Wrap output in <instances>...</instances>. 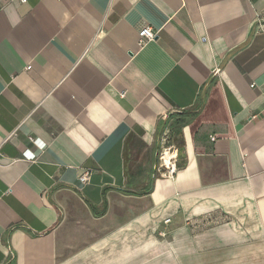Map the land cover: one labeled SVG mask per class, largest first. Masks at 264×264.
<instances>
[{"label": "crops", "instance_id": "obj_1", "mask_svg": "<svg viewBox=\"0 0 264 264\" xmlns=\"http://www.w3.org/2000/svg\"><path fill=\"white\" fill-rule=\"evenodd\" d=\"M139 258L264 264V0H0V264Z\"/></svg>", "mask_w": 264, "mask_h": 264}, {"label": "built area", "instance_id": "obj_2", "mask_svg": "<svg viewBox=\"0 0 264 264\" xmlns=\"http://www.w3.org/2000/svg\"><path fill=\"white\" fill-rule=\"evenodd\" d=\"M21 3H24L25 0H19ZM155 35L152 33L151 29L149 27H144L142 28L139 33H138V43L139 45H144L147 42H150L154 39ZM253 87V85H251ZM30 141H32L31 138H29ZM168 153V164H166L164 160V154ZM175 156L174 158L172 157V151L168 149H164L160 156H159V161L160 164L165 168V175L169 178H172L175 172ZM89 177V172H85L83 175H81L79 181L81 183H86L88 181ZM165 224L169 222V220L164 221Z\"/></svg>", "mask_w": 264, "mask_h": 264}, {"label": "rangeland", "instance_id": "obj_3", "mask_svg": "<svg viewBox=\"0 0 264 264\" xmlns=\"http://www.w3.org/2000/svg\"><path fill=\"white\" fill-rule=\"evenodd\" d=\"M160 156V155H159ZM160 162V161H159ZM155 249V251H153V253H157L158 252V250H159V244H157V245H153L152 246V250H154ZM154 260V259H153ZM136 264H143V258H139V259H136Z\"/></svg>", "mask_w": 264, "mask_h": 264}, {"label": "bare ground", "instance_id": "obj_4", "mask_svg": "<svg viewBox=\"0 0 264 264\" xmlns=\"http://www.w3.org/2000/svg\"><path fill=\"white\" fill-rule=\"evenodd\" d=\"M163 157H164L166 164H168V153H165Z\"/></svg>", "mask_w": 264, "mask_h": 264}, {"label": "trees", "instance_id": "obj_5", "mask_svg": "<svg viewBox=\"0 0 264 264\" xmlns=\"http://www.w3.org/2000/svg\"><path fill=\"white\" fill-rule=\"evenodd\" d=\"M188 113H189V112H187V114H188ZM192 114H194V113H192V112H191V113H189V115H192ZM179 124H182V123H179ZM125 148H126V147H125Z\"/></svg>", "mask_w": 264, "mask_h": 264}]
</instances>
